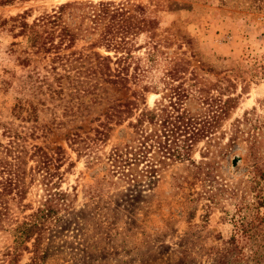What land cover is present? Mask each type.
Masks as SVG:
<instances>
[{
    "label": "trees",
    "instance_id": "trees-1",
    "mask_svg": "<svg viewBox=\"0 0 264 264\" xmlns=\"http://www.w3.org/2000/svg\"><path fill=\"white\" fill-rule=\"evenodd\" d=\"M29 1L0 0V7ZM234 1L220 2L228 5ZM246 1L249 3L247 10H264V0ZM147 12L145 6L128 0L117 4L113 1H73L58 5L51 13L45 11L32 21H28L31 9L14 16H0V32L8 33L15 40L10 47L21 44L26 47L22 51L24 56L16 58L17 65L25 74L16 90L15 103L5 119H0V264H264V166L257 167V172L263 171L251 178L255 186L262 182L252 199L234 202L233 213H225L230 216L229 237L219 246H210L204 258H198L193 239L188 235L177 249L165 255L155 252L145 257L125 247L118 251L114 239L129 236L138 211L129 213L130 221L122 230L117 226L120 216L115 211L108 213L107 207L102 210L97 206L91 214L85 208H77L76 196L62 188L65 174L75 167L67 150L62 146L48 150L28 143V139L35 140L50 132L47 124L40 123V111L45 109L46 113L55 114L47 104L58 108L61 104L56 103L57 99L71 88L79 103L75 111L74 107L69 111L64 109L63 116L107 104L103 120L96 119L98 125L92 136L76 132L67 136V146L76 154L77 160L83 157L87 164L93 163L111 132L128 121V125L143 139L140 144L145 153L154 148L161 158L158 162L162 166L151 163L143 172L147 188L155 187L164 168L174 162H189L194 167L192 182L183 180L190 186L198 180L208 183L209 187L219 185L210 163H195L191 156L201 140H205V146L200 150L201 157L211 156L218 128L227 119L229 110L237 107L239 95L232 93L225 99L218 91L219 95H210L212 88L206 86L205 79L198 77L201 76L200 71L195 69L185 77L187 61L182 57L185 53L168 57L161 45L152 41L158 23L149 18ZM140 33L148 35L143 57L134 54L141 47H136ZM83 41L87 45L82 48L92 51L96 63L92 65L88 61L81 72L86 80L75 85L70 76L73 69L67 66L75 52L68 55H60V52L73 49ZM99 48L112 51L114 60L109 55L93 52ZM28 49L31 52H27ZM11 51L15 53L13 49ZM41 53L52 55L51 62L59 67L45 69L43 74L30 57ZM162 55L171 65L160 79L162 91L159 92L155 85L142 82ZM60 67L69 74H59ZM99 80L118 90L130 91L133 100L104 103L101 98L105 97H101V93L108 91L99 85ZM92 81L96 82L92 84ZM3 84L9 85L7 81ZM149 92L162 94L160 101L151 109L145 104V94ZM188 97L199 98L207 109L198 114L180 112V106ZM84 98L87 99L85 103ZM139 103L142 108H138ZM134 111L138 114H133ZM233 126L235 132L229 142L235 145L237 133L241 132L240 121L236 120ZM148 127L153 128L149 134L146 133ZM151 139L153 142L145 147ZM254 148L252 144L251 149ZM135 182L139 188L144 187L141 181ZM175 187L184 190L183 184L176 183ZM188 194L187 202L194 209L199 199ZM204 200L203 223L217 204L215 195H208Z\"/></svg>",
    "mask_w": 264,
    "mask_h": 264
},
{
    "label": "rangeland",
    "instance_id": "rangeland-1",
    "mask_svg": "<svg viewBox=\"0 0 264 264\" xmlns=\"http://www.w3.org/2000/svg\"><path fill=\"white\" fill-rule=\"evenodd\" d=\"M73 1H113L117 4L127 0H30L24 4L0 7V16H14L31 9L28 21H32L45 11L51 13L58 5ZM128 1L145 6L148 10L147 16L156 20L158 27L154 30L152 41L161 45L166 56L185 53L182 56L187 61L184 66L185 77H189V73L195 69L200 71L201 76L198 77L205 79L206 86L212 88L210 95L215 97L221 92L222 99L232 93L239 95L237 107L229 110L227 119L223 120L218 128L216 141L211 147V156L201 157L200 150L205 146V140L197 143L191 156L195 163H210L219 185L213 184L209 187L208 183L198 180L193 181L190 186L183 180L192 182L194 167L189 162H174L164 168L155 187L147 188L143 172L151 163L162 166L158 162L161 158L154 152V148H147L149 153H145L140 144L143 139L128 125V121L111 132L109 140L99 148L98 158L93 163L87 164L83 157L77 160L76 154L67 146V136L74 132L82 136H92L93 129L98 125L96 119L103 120L107 104L72 116H63L64 109L69 111L74 107L75 111L79 103L71 88L65 90L61 98L57 99L56 103L61 106L54 108L53 104H47L49 108H53L55 114L46 113L45 109L40 111V123L47 124L50 132L35 140L28 139V143L40 145L48 150H53L56 146L67 150L75 167L65 174L62 188L76 196L77 208H85L87 213L91 214L96 211L97 206L102 207V210L107 207L108 213L115 211L120 216L121 220L117 226L122 230L127 228L126 223L130 221L129 213L138 211L136 223L131 225L134 229H129V236L114 238L118 251L125 247L145 257L155 252L165 255L177 249L181 240L188 235L193 239L198 258H204L205 251L210 246H219L221 241L230 235V216L225 213H233L234 202L250 201L262 185L260 181L255 186L251 178L263 171L257 172V167L264 166V10H247L249 3L246 0H235L238 2H230L228 5H222L221 0ZM147 36V33L138 35L136 47H141L135 50L136 56H144ZM12 41L15 40L8 33L0 32V119H5V115L9 114L13 107L16 90L25 74L16 63L17 57L24 56L22 51L26 48L25 44L12 48ZM86 45L87 42L83 41L73 49L60 52V55L75 52L71 62L67 64L68 68L73 69L70 76L75 85L86 80L81 72L87 67L88 61L92 65L96 63L92 51L82 48ZM27 52L31 50L28 49ZM93 52L109 55L114 60L112 51L106 52L105 49L99 48ZM30 57L33 59V65L43 74L46 73L45 69L59 67L57 63L51 62L52 55L41 53ZM77 58V61H72ZM167 60L164 55L159 56L158 63L148 70L142 83L155 85L157 91H162L160 79L165 76L166 68L171 65ZM58 73L69 74L61 67ZM3 81H7L9 85L5 86ZM94 82L96 81H92V84ZM97 82L108 91L101 93V97H105L101 98L104 103L133 100L130 91L118 90L102 83L101 80ZM132 89L137 90L135 87ZM161 96L160 93L149 92L145 94V104L151 109L160 101ZM86 101L84 98V103ZM34 102L37 100L34 99ZM138 106L143 107L140 103ZM39 107L41 109V106ZM205 109L207 105H203L197 97H188L180 106V112L189 114H198ZM133 114L138 113L134 111ZM236 120L240 121L241 132L237 133L238 138L235 145H232L229 138L235 132L233 124ZM131 121L134 122V118ZM152 130V127H148L146 133L149 134ZM151 141L153 142V139L148 141L145 147H148ZM252 144L254 149H251ZM113 153L120 157H115ZM135 181H141L144 187L139 188ZM176 183L183 184L184 190L175 187ZM188 193L199 199L194 209L190 208L187 202ZM208 195H215L217 204L203 223L201 216L205 213L204 199ZM126 234L128 235V231Z\"/></svg>",
    "mask_w": 264,
    "mask_h": 264
},
{
    "label": "water",
    "instance_id": "water-1",
    "mask_svg": "<svg viewBox=\"0 0 264 264\" xmlns=\"http://www.w3.org/2000/svg\"><path fill=\"white\" fill-rule=\"evenodd\" d=\"M234 164H235V162H234Z\"/></svg>",
    "mask_w": 264,
    "mask_h": 264
}]
</instances>
